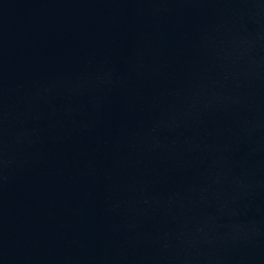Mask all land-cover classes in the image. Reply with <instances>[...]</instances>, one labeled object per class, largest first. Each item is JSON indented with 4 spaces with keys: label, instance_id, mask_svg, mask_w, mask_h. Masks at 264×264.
Here are the masks:
<instances>
[{
    "label": "water",
    "instance_id": "obj_1",
    "mask_svg": "<svg viewBox=\"0 0 264 264\" xmlns=\"http://www.w3.org/2000/svg\"><path fill=\"white\" fill-rule=\"evenodd\" d=\"M0 264H264V0H0Z\"/></svg>",
    "mask_w": 264,
    "mask_h": 264
}]
</instances>
